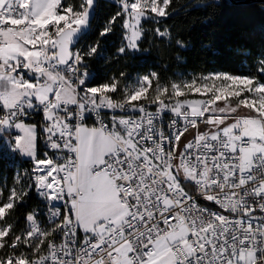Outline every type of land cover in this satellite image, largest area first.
Listing matches in <instances>:
<instances>
[{
  "label": "snow or ice",
  "instance_id": "1",
  "mask_svg": "<svg viewBox=\"0 0 264 264\" xmlns=\"http://www.w3.org/2000/svg\"><path fill=\"white\" fill-rule=\"evenodd\" d=\"M115 3L99 36L119 25L124 56L172 0ZM95 5L0 0V147L32 165L0 189V264H264V60L247 74L93 84L100 42L76 43ZM31 192L41 203L21 227Z\"/></svg>",
  "mask_w": 264,
  "mask_h": 264
},
{
  "label": "trees",
  "instance_id": "2",
  "mask_svg": "<svg viewBox=\"0 0 264 264\" xmlns=\"http://www.w3.org/2000/svg\"><path fill=\"white\" fill-rule=\"evenodd\" d=\"M113 0H97L91 27L85 32V46L100 42L101 55L89 61L92 83L100 84L110 77L127 73V78L155 71L162 82H171L177 73L194 76L211 72L247 74L253 65L264 60V4L232 5L226 0H172L170 15L155 26L171 32L168 39H160L146 32L139 56H118L121 29L100 37L108 19L116 12ZM180 39L184 47H178ZM17 161L18 165H15ZM31 161L21 160L6 147H0V189L4 197L13 187L17 170L30 169ZM37 206L33 193L16 209L19 225L24 214Z\"/></svg>",
  "mask_w": 264,
  "mask_h": 264
},
{
  "label": "rangeland",
  "instance_id": "3",
  "mask_svg": "<svg viewBox=\"0 0 264 264\" xmlns=\"http://www.w3.org/2000/svg\"><path fill=\"white\" fill-rule=\"evenodd\" d=\"M162 19H164V18H160V20H162ZM147 23H152L151 21H149V22H146L145 24H144V27H145V25H147ZM152 24H154V23H152ZM155 27H157V26H155ZM154 27V28H155ZM159 27V26H158ZM153 28V29H154ZM145 29H146V32H151L153 29H151L149 26H146L145 27ZM87 31V30H86ZM153 33V35L154 36H156L155 35V33H154V31L152 32ZM157 37V36H156ZM157 38H159V37H157ZM165 39H168V38H165ZM120 43H121V40H120ZM120 43H119V45H120ZM142 54V52L141 51H139V52H137V53H134V54H128V55H130V56H139V55H141ZM211 73H220V72H211ZM211 73H208V74H211ZM148 74V73H147ZM208 74H206V75H208ZM137 77V75H135V76H132V77H130V78H127V80H134L135 78ZM194 77V75H189V74H186V75H183L182 73H177L176 74V77H175V79L173 80V81H178V80H180L181 78H184V79H191V78H193ZM196 77H198V76H196ZM189 98H193V99H198V98H201L200 97V95L199 94H195V95H191L190 94V96H189ZM11 150V149H10ZM12 154H14V153H12ZM15 165L17 166L18 165V163H17V161L15 162ZM24 172V171H23ZM19 173V171L17 170V172H16V176H17V174ZM23 174V173H22ZM22 176V175H21ZM15 180H16V178H15ZM25 183H27V180L25 179V181H24ZM17 187H19V185H16Z\"/></svg>",
  "mask_w": 264,
  "mask_h": 264
},
{
  "label": "built area",
  "instance_id": "4",
  "mask_svg": "<svg viewBox=\"0 0 264 264\" xmlns=\"http://www.w3.org/2000/svg\"><path fill=\"white\" fill-rule=\"evenodd\" d=\"M97 1V0H96ZM114 2H115V0H113ZM88 31V30H87ZM86 31V32H87ZM86 37H85V32L83 33V36H82V38L80 39V41L78 42V44H77V48H82V47H84V45H85V39ZM91 72V71H90ZM91 79H92V76H93V72H91ZM42 120V113H33L31 116H29L28 118H26V122H29V123H39V121H41ZM39 148H40V152L42 153L43 151H45V149H44V147H43V144H42V142L40 143V145H39ZM32 166V165H31ZM31 166H30V168H31ZM33 193V196H34V199L36 200V202H37V205H40V203H41V201H40V199L37 197V195L35 194V192H32Z\"/></svg>",
  "mask_w": 264,
  "mask_h": 264
},
{
  "label": "water",
  "instance_id": "5",
  "mask_svg": "<svg viewBox=\"0 0 264 264\" xmlns=\"http://www.w3.org/2000/svg\"><path fill=\"white\" fill-rule=\"evenodd\" d=\"M226 1H228L232 5H247V4H252V3L264 4V0H226ZM82 36L83 34L77 37L76 46L78 42L80 41V39L82 38Z\"/></svg>",
  "mask_w": 264,
  "mask_h": 264
},
{
  "label": "crops",
  "instance_id": "6",
  "mask_svg": "<svg viewBox=\"0 0 264 264\" xmlns=\"http://www.w3.org/2000/svg\"><path fill=\"white\" fill-rule=\"evenodd\" d=\"M6 147V146H5ZM10 152L16 154L21 160H29L28 158H26L25 156H23L22 154L16 152V151H13V150H10V148L6 147ZM30 161V160H29Z\"/></svg>",
  "mask_w": 264,
  "mask_h": 264
}]
</instances>
